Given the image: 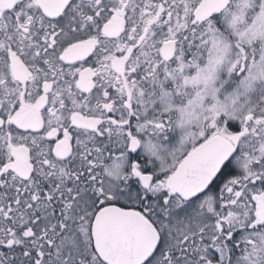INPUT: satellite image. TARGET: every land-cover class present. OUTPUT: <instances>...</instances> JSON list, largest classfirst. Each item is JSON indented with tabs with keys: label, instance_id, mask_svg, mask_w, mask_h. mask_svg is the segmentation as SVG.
<instances>
[{
	"label": "snow or ice",
	"instance_id": "snow-or-ice-1",
	"mask_svg": "<svg viewBox=\"0 0 264 264\" xmlns=\"http://www.w3.org/2000/svg\"><path fill=\"white\" fill-rule=\"evenodd\" d=\"M0 264H264V0H0Z\"/></svg>",
	"mask_w": 264,
	"mask_h": 264
},
{
	"label": "rangeland",
	"instance_id": "rangeland-1",
	"mask_svg": "<svg viewBox=\"0 0 264 264\" xmlns=\"http://www.w3.org/2000/svg\"><path fill=\"white\" fill-rule=\"evenodd\" d=\"M191 94H194V92H193V93H191Z\"/></svg>",
	"mask_w": 264,
	"mask_h": 264
}]
</instances>
